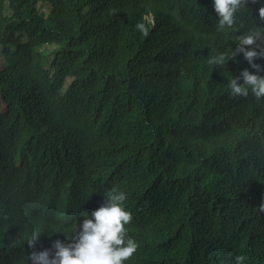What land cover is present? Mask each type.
Segmentation results:
<instances>
[{
    "label": "trees",
    "instance_id": "obj_1",
    "mask_svg": "<svg viewBox=\"0 0 264 264\" xmlns=\"http://www.w3.org/2000/svg\"><path fill=\"white\" fill-rule=\"evenodd\" d=\"M261 4L217 32L212 0H0V264L112 187L126 264H264V98L231 95L242 54L207 62L264 26Z\"/></svg>",
    "mask_w": 264,
    "mask_h": 264
},
{
    "label": "clouds",
    "instance_id": "obj_2",
    "mask_svg": "<svg viewBox=\"0 0 264 264\" xmlns=\"http://www.w3.org/2000/svg\"><path fill=\"white\" fill-rule=\"evenodd\" d=\"M258 2V0H253ZM246 0H212L216 14V31L226 32L236 22V14L245 7ZM258 17L264 20V4L257 9ZM255 21V20H254ZM143 29V24H138ZM235 47L228 51H217L208 57V64L215 68L225 67L229 60L243 55L250 68H243L239 75H231L228 81L233 96H248L251 92L256 98H264V65L257 63L264 59V26L257 22L239 35H235ZM126 193L116 187L108 188L104 193L103 203L84 212L82 219L75 222L70 234L60 233L66 230V217H58L52 224L57 225L54 232L46 236L47 249L43 252L33 251L29 255L30 264H126L137 251L138 243L126 235V225L132 215L125 206ZM264 208V202L260 204ZM38 234L28 240L32 246ZM237 264L242 257L237 256Z\"/></svg>",
    "mask_w": 264,
    "mask_h": 264
},
{
    "label": "rangeland",
    "instance_id": "obj_3",
    "mask_svg": "<svg viewBox=\"0 0 264 264\" xmlns=\"http://www.w3.org/2000/svg\"><path fill=\"white\" fill-rule=\"evenodd\" d=\"M44 55H47V60L51 58V53L53 52V48L49 47L47 45L43 46L40 50ZM5 110V105L0 100V112H3Z\"/></svg>",
    "mask_w": 264,
    "mask_h": 264
}]
</instances>
